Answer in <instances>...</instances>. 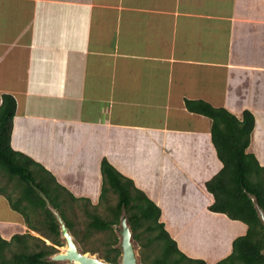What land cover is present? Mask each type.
I'll use <instances>...</instances> for the list:
<instances>
[{"label": "crops", "instance_id": "crops-1", "mask_svg": "<svg viewBox=\"0 0 264 264\" xmlns=\"http://www.w3.org/2000/svg\"><path fill=\"white\" fill-rule=\"evenodd\" d=\"M3 95L16 103L11 148L73 196L98 200L106 160L188 257L223 259L246 233L209 210L222 164L210 119L185 101L250 112L247 152L264 167V0H0ZM181 188L190 199L172 219ZM11 209L0 195L5 241L28 230Z\"/></svg>", "mask_w": 264, "mask_h": 264}, {"label": "trees", "instance_id": "trees-1", "mask_svg": "<svg viewBox=\"0 0 264 264\" xmlns=\"http://www.w3.org/2000/svg\"><path fill=\"white\" fill-rule=\"evenodd\" d=\"M185 107L191 113L210 119L211 141L222 164L221 170L205 183L213 197L209 210L247 226L246 233L233 240L230 254L216 264H264V223L259 217V211L264 215V167L247 152L254 129L253 115L244 111L238 119L227 110L214 108L204 101L186 100ZM15 110L14 98L3 95L0 104V185L6 181L9 192L0 186V195L23 216L28 230L45 232L53 246L45 245L28 232L13 236L10 241L0 237V264L59 263L49 260L58 253L54 246H64L52 210L61 216L72 237L83 246L82 253L97 252L93 248L87 250L83 245L92 233L105 234L100 259L109 264H119L120 239L114 228L120 224L123 215L132 240L140 248L141 264H207L204 260L188 257L178 248L160 220L161 209L106 160L100 165L102 185L98 204L107 203L110 194L116 200L114 204L106 205L107 214L102 217L97 213V204L73 196L42 165L14 151L10 137ZM80 203L88 218L83 233L75 228V220L70 217L75 215L74 208ZM34 220L40 226H36ZM28 240L41 244H36L38 249L32 252Z\"/></svg>", "mask_w": 264, "mask_h": 264}, {"label": "rangeland", "instance_id": "rangeland-1", "mask_svg": "<svg viewBox=\"0 0 264 264\" xmlns=\"http://www.w3.org/2000/svg\"><path fill=\"white\" fill-rule=\"evenodd\" d=\"M180 185L183 187V188H185L186 186V184H184V182H181L180 183ZM1 188L6 192V191H8L9 192V190H8V186L6 185V181H4L3 183H1ZM7 188V189H6ZM10 188V187H9ZM172 191H177L178 192V194H177V197H173V198H170V196H169V203L171 204V205H173V207L172 208H175V213H173V215H171V218L172 219H174V218H178L177 216H179V217H181L182 215H184V214H182L181 215V213L179 212V209H181L182 207L180 206V205H182V204H184L185 202H187L190 198H185L186 197V194H187V192L185 191V190H182V188L181 189H179V190H172ZM171 191V192H172ZM13 196H15V195H13ZM176 196V195H175ZM4 198L5 199H7L5 196H4ZM115 200H116V198H115V196L114 195H112V194H110V196L108 195V202L107 203H105V202H102V203H99L98 204V200L97 201H95L94 203H93V205H96L97 204V213L100 215V216H102V217H104L106 214H107V210H106V205H108V203L109 204H114L115 203ZM83 207L81 206V203L79 204V206L77 205V207H75L74 209H75V215H70V217L71 218H73L74 220H75V224H76V226H75V228L76 229H78L81 233H83V231H85V226L87 225V223H88V218L84 215V213H83V209H82ZM173 211V210H172ZM14 213V214H13ZM11 214L12 215H19V217H23L19 212H16V211H14L13 209H11ZM74 216V217H73ZM166 216V215H165ZM167 217V216H166ZM19 219H21V218H19ZM200 219H201V217H200ZM35 221V220H34ZM34 224L36 225V226H40L39 225V223H37L36 221L34 222ZM117 227H120V224L118 225V226H115V233L119 236V239H120V235L117 233V231H116V228ZM26 232H28L30 235H32L33 237H35V238H37V239H39L40 241H42V242H44V244L45 245H47V246H53V244H52V242L50 241V240H47L46 239V233L44 232H34V231H31V230H26ZM60 238H61V236H60ZM181 238H183V236L181 237ZM62 239V238H61ZM74 239V238H73ZM63 240V239H62ZM74 241H75V239H74ZM105 241H106V235L105 234H99V233H92V235L90 236V238L86 241V243H84L83 245H85V249H90V248H93V249H95L97 252L96 253H94V254H92V253H90V252H87V253H85V254H88V255H91V256H94V257H96V258H99L100 259V257H101V255H102V252H103V248H104V245H103V243H105ZM181 242H184V241H182V240H180ZM63 242H64V240H63ZM76 242V241H75ZM133 242V244H134V246H135V251H136V253H137V257H138V261H139V247H138V245H137V242H135L134 240L132 241ZM36 244H41L39 241H36V240H28L27 241V245L29 246V248H30V251H36L38 248L37 247H35L36 246ZM76 244H77V246H78V249L81 251V247H83V246H81V244H79V243H77L76 242ZM185 244V243H184ZM14 247V246H13ZM63 247H65V243H64V246ZM63 247H57V246H54V248L58 251V253L59 252H61L62 251V249H63ZM82 252V251H81ZM57 254V253H56ZM206 258V257H205ZM222 259V258H221ZM221 259H219V260H217V261H214V260H211V259H208L206 262H207V264H216L218 261H220ZM56 264H70V263H68V262H59V263H56ZM138 264H141L140 263V261L138 262Z\"/></svg>", "mask_w": 264, "mask_h": 264}, {"label": "water", "instance_id": "water-1", "mask_svg": "<svg viewBox=\"0 0 264 264\" xmlns=\"http://www.w3.org/2000/svg\"><path fill=\"white\" fill-rule=\"evenodd\" d=\"M57 222L60 226L61 238L64 240L66 250L59 252L49 258L53 262H68L70 264H109L99 258L82 253L70 234L68 228L63 222L61 216L54 210H52ZM259 217L264 223V215L259 211ZM117 233L120 235L119 247L121 249V255L119 258V264H138V257L135 251V246L132 240V233L127 224L126 216L123 215L120 220V227L116 228Z\"/></svg>", "mask_w": 264, "mask_h": 264}, {"label": "bare ground", "instance_id": "bare-ground-1", "mask_svg": "<svg viewBox=\"0 0 264 264\" xmlns=\"http://www.w3.org/2000/svg\"><path fill=\"white\" fill-rule=\"evenodd\" d=\"M119 234V233H118ZM66 250V247H63L62 251L61 252H64Z\"/></svg>", "mask_w": 264, "mask_h": 264}]
</instances>
